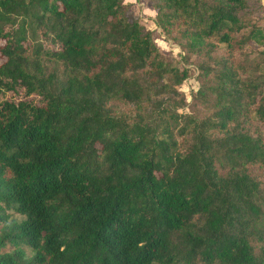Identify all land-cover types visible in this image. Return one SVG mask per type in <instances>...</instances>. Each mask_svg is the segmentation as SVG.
<instances>
[{
  "label": "trees",
  "instance_id": "obj_1",
  "mask_svg": "<svg viewBox=\"0 0 264 264\" xmlns=\"http://www.w3.org/2000/svg\"><path fill=\"white\" fill-rule=\"evenodd\" d=\"M149 3L182 65L126 0H0V264H264V4Z\"/></svg>",
  "mask_w": 264,
  "mask_h": 264
},
{
  "label": "rangeland",
  "instance_id": "obj_2",
  "mask_svg": "<svg viewBox=\"0 0 264 264\" xmlns=\"http://www.w3.org/2000/svg\"><path fill=\"white\" fill-rule=\"evenodd\" d=\"M138 1H144L146 5L150 4L149 0H138ZM261 2L264 4V0H261ZM135 11H136V13L138 12L137 9ZM135 11H134V14H136ZM139 18H140L142 24L148 30L151 31L152 37H153L155 43L158 45L161 52L174 56V58L177 61V64L182 65V62H181L182 51H181L180 47L178 46V44L172 42L171 40L165 39L163 37L160 29L158 27H155V24H154L153 20H151L150 17H147L146 15L143 14V16L139 17ZM187 66L191 68V74L179 86V90L185 96L187 106L180 109L179 110L180 112H190V107L188 105H189V103H191L192 96L195 94L196 90L198 89V84H199L198 79H197V74H198L197 69L192 64H189ZM11 94H12L11 92L7 93L6 96L11 95ZM120 108H122L123 110H126V109L128 110V107H125V106H121ZM198 112H200V111H198ZM262 175L264 176V174H262Z\"/></svg>",
  "mask_w": 264,
  "mask_h": 264
},
{
  "label": "crops",
  "instance_id": "obj_3",
  "mask_svg": "<svg viewBox=\"0 0 264 264\" xmlns=\"http://www.w3.org/2000/svg\"><path fill=\"white\" fill-rule=\"evenodd\" d=\"M126 1L132 3L131 9L133 12L137 9L138 12L136 13V11H135L136 15L142 17L144 14L147 17H150L151 20H153L155 12H154L153 8L150 6V4L146 5L144 1H138V0L137 1L136 0H126Z\"/></svg>",
  "mask_w": 264,
  "mask_h": 264
}]
</instances>
